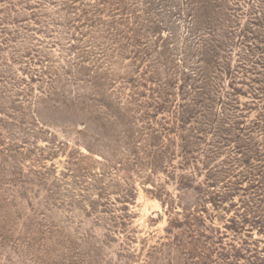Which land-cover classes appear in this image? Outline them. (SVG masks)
Returning <instances> with one entry per match:
<instances>
[{
  "label": "rangeland",
  "instance_id": "obj_1",
  "mask_svg": "<svg viewBox=\"0 0 264 264\" xmlns=\"http://www.w3.org/2000/svg\"><path fill=\"white\" fill-rule=\"evenodd\" d=\"M247 2L216 24L228 75L184 155L199 133L178 106L196 117L204 86L186 0H0V264H264V0Z\"/></svg>",
  "mask_w": 264,
  "mask_h": 264
},
{
  "label": "trees",
  "instance_id": "obj_2",
  "mask_svg": "<svg viewBox=\"0 0 264 264\" xmlns=\"http://www.w3.org/2000/svg\"><path fill=\"white\" fill-rule=\"evenodd\" d=\"M186 2H187V7L189 8V11H190L189 17H190V19L193 20L192 30H194L196 35L198 34L199 41H201V43L203 45L202 47H204V48L200 49L201 50L200 54H201L203 60L198 63V65L201 63V64H203V66L197 68L196 70H193V74L199 79V81H201V83L204 84L203 87H198L196 89V92H197L196 97L194 99H192L194 107L199 108V109H196L197 116L196 117L192 116V117H190L191 120H189V118L186 117V114L189 113L186 110V108L182 107V106H178L179 109L182 108L183 111H181V113H179L180 115L177 118V121L182 123V125L186 124L185 128L190 127V129L188 130V129H185L184 127L180 126L179 130L182 132L190 131L191 134L199 133L198 135H196V134L190 135V137H188V138L184 137V135L180 136V140H181L182 144L178 145V147H177L179 149V152L183 153L184 155H187V154L191 155V150L194 152L195 148L198 149L201 146L200 143H198V142H202L203 140L199 135L205 134L203 131L200 132V128H196V127L192 128L191 126L201 125V122L198 121V118L203 117L204 124L207 127H212L210 125V121H208V119L206 118V115H205L206 113H209V111H210V109L208 108L209 106L207 105V103L210 99H209V97L206 98V96L210 95L209 93H207L210 91L209 90V84H208V80H209L208 76L209 75L211 76L212 74H215V73H216V75L217 74L222 75L224 73H225V75H228V73L226 71L224 72L223 69H220L217 67L218 60H220V57H221V52L223 53L224 50L222 49V45H219L220 44L219 40L213 41V39L217 35L216 24L219 22H221V24L230 23L231 17L235 16V15H233V13L238 12V11L230 8L229 3L235 2V4H236L235 7L239 8V4H241L242 0H196V1L186 0ZM244 3L249 5L247 0H244ZM225 28H226L225 30H227V29L229 30V26H226ZM230 29H233V28H230ZM208 37L211 38L210 42L212 41L215 43V45L214 46L211 45L212 47H210V48H209V45L207 47L209 40L205 39ZM224 37L227 38L225 34H224ZM202 39H203V41H202ZM232 90L234 93H236V94H234V96L239 97L240 95H242V93L238 89L232 88ZM236 108L239 111V109H238L239 106ZM194 114H195V112H194ZM206 133H208V132H206ZM167 148H166L167 154L164 155V159L162 161L163 165H165V168L169 164V161H170L169 157H171L170 156L171 148H169V147H167ZM167 155H169V157ZM150 164H151V166H154L153 163H150ZM152 170H153V168H152ZM127 172H130V170H127ZM168 205L171 206V208L173 206V205H171L170 202L168 203Z\"/></svg>",
  "mask_w": 264,
  "mask_h": 264
}]
</instances>
